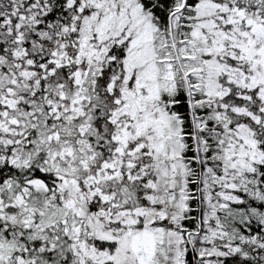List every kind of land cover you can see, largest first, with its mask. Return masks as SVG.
I'll list each match as a JSON object with an SVG mask.
<instances>
[{
	"label": "trees",
	"instance_id": "obj_1",
	"mask_svg": "<svg viewBox=\"0 0 264 264\" xmlns=\"http://www.w3.org/2000/svg\"><path fill=\"white\" fill-rule=\"evenodd\" d=\"M110 1L0 0V236L23 240L10 259L36 252L32 257L45 258L44 264H73L63 242L67 227L106 248L108 242L99 240V211L106 207L100 194L127 189L133 197L130 207L142 209L147 218L167 209L168 218L153 225L184 230L183 264H264V94L259 97L222 73L212 76L224 90L216 94L210 88V66L200 76L186 74L182 57L193 53L188 61L195 62L217 56L251 74L250 60H238L248 45L258 47L260 34L264 40V0L127 2L141 20L147 17L143 28L156 44L163 40L172 55L176 90L168 94L158 87L162 78L154 57L145 66L156 69L147 77L151 86L142 90L154 122L132 142L146 146L132 165L121 166L120 178H109L96 191L80 187L87 185L86 177L96 182L83 166L93 169L112 161L122 145L116 137L134 123L121 114L120 99L140 77L135 67L126 71L139 31L126 34L124 24L115 28L114 15L105 28L100 23ZM176 15L180 20L174 27ZM177 122L181 158L194 177L189 180V210L170 223L180 182L170 157ZM63 177L76 182L67 188ZM164 191L165 206L159 200ZM39 241L61 252L51 256L54 251L45 253ZM154 261L173 264V254L162 248Z\"/></svg>",
	"mask_w": 264,
	"mask_h": 264
},
{
	"label": "rangeland",
	"instance_id": "obj_2",
	"mask_svg": "<svg viewBox=\"0 0 264 264\" xmlns=\"http://www.w3.org/2000/svg\"><path fill=\"white\" fill-rule=\"evenodd\" d=\"M127 2H129V0H120L119 2L111 0L108 5L103 7L102 13L104 18H101L100 23L102 22L105 28V26L112 23V21H109V18L114 15L115 18L112 25L115 26V28L121 27L124 24L123 29L126 30V34L127 32L134 33L135 31H139L137 41L134 44V52L130 53L126 59V61H128L126 71L130 72L133 70V67H135L139 70L140 77L136 81L137 85L135 89L123 91L124 95L120 99V106H122L121 114L128 115V117L133 119L134 123L129 125L126 129H121L119 135L116 137V140L121 142L122 145L113 152L114 157L111 162L96 164L93 169L90 165L83 166L87 168L91 177L96 181L95 183L92 181L88 182L89 179L86 177L85 181H87V185L81 184L80 187L86 188L87 190H89L90 185L98 191L101 188V184H106L109 178H120L121 166L124 164L132 165L133 162H135L136 155L141 151V148L146 146L145 142H140L138 145L132 142L139 137L142 131L146 130L150 122H154V117L149 115V111L146 107L147 99H145V93H142V90L146 91L148 90L147 88L151 86L150 83L147 84L149 82L147 77L156 71L155 68H147L145 70V66L149 61L153 59V62L156 60L158 63V73L162 78L158 83V87L161 88V91L172 94L176 90V74L172 55L165 49L163 40H160L158 44H156L154 36L150 35L149 32L143 28L147 17L141 20V17L134 12V7L131 5L129 6ZM124 19L126 21L123 22ZM179 20V16L176 15L173 23L174 27L177 26ZM207 25L208 24L205 26ZM98 28L102 27L99 26ZM100 30L101 29H98V31ZM100 35L104 36L102 33ZM261 37H263V35L260 34V36L256 38V40L260 42L258 43V47L254 48L253 43L248 45L243 55L240 57V60H238L239 64L247 63L248 60H250L253 67V69H250L252 70L251 74L238 66L225 64L219 60L217 56L207 57V61H205V59L204 61L196 60L194 62L192 59L188 61V58L194 56L193 53L190 54L189 57L182 56L187 66L184 72H187L186 74L193 73L200 76L204 72V66L207 65L210 66L209 70L212 69V71L209 72V80L212 82L210 88H214V90H212L214 93L220 94L221 91H224L221 85L216 83L217 80L212 77L217 73H222L229 76V82H233L245 88L247 91L254 89L256 90V94L261 97V95L264 94V40L261 39ZM88 40L89 39L84 37L83 45H87L86 43H88ZM139 41L142 42L141 47L139 46ZM90 54H92V52L88 53V55ZM128 63L130 65V70ZM200 85L201 83L196 86L199 87ZM85 110L86 108L83 109V111ZM112 119L113 122H117L119 115L117 116V114H115V117ZM197 124H201L200 119L197 120ZM176 126V129L173 131L174 135H172L174 141L173 154H171L170 157L172 158L174 166L179 171L180 182L178 184L179 191H175L174 196L177 200L171 203L172 210L169 211L171 213L170 223L172 221L177 223L178 220L182 219V215L189 210L188 203L191 196L190 193H192L189 188V180L191 176L194 177L189 163L181 158L182 143L180 139L181 130L179 128V122L176 123ZM155 129H157V126ZM242 136L244 138L246 137L244 135ZM244 138L242 139L245 141ZM150 140H153V138L150 137L149 141ZM149 145L151 146L150 143L147 144V146ZM162 155L164 157L168 155L165 148L162 150ZM163 161H167L166 157ZM160 166L161 174L164 177L167 176L168 164L164 162V164H160ZM62 180L67 188L70 187L69 184L76 182L74 178L63 177ZM173 186L175 187V184ZM66 192H71V189H67ZM100 198L99 202L101 206L106 207H101L99 211V223L102 225L99 240L107 241L108 244L105 245L107 247L97 248L95 245H92L86 237L82 235L78 236L75 232L72 233L67 227L65 232H63L66 235L63 237V242L70 254H68L67 258H69V260L73 258V264H154L155 256L162 252V248H164L165 251L169 250L172 252L173 264H183V262H181L183 255L182 251L183 248L185 250V246L188 242H186L184 230L172 228L167 230L151 223L155 220L168 218L167 209L161 208L156 213L155 218H147L142 209L130 207L131 205L129 204H132L133 197L131 191L127 189L112 190L110 193L100 194ZM166 199L167 196L164 191L159 198L161 205H167ZM66 211L64 207H61V215L65 214ZM51 220L52 218H48L46 222L50 224ZM138 220L139 223L137 222ZM86 222H89L88 217L84 223L86 224ZM62 235L63 234H61V236ZM49 236L52 237V235ZM188 237L189 235L187 238ZM48 240L50 243L52 242L51 238H48ZM188 240L195 242L196 237L191 236V239L188 238ZM20 241L23 240L17 238L8 239L0 236V264H10V262H12L13 258L10 259V257L14 250L17 249L16 244ZM38 244H44L43 248L39 249L45 251V253L49 250H52V252L54 251L51 256L55 252H61L59 249L53 250L51 248L52 246L48 245V243L39 241ZM60 247L65 246L62 243ZM33 254L35 256L38 253L33 252L29 254V256L25 255L27 260L22 257L20 259L16 258V260L18 264H44L45 258L35 260L32 257ZM40 256H42V254Z\"/></svg>",
	"mask_w": 264,
	"mask_h": 264
},
{
	"label": "water",
	"instance_id": "obj_3",
	"mask_svg": "<svg viewBox=\"0 0 264 264\" xmlns=\"http://www.w3.org/2000/svg\"><path fill=\"white\" fill-rule=\"evenodd\" d=\"M187 236H188V234H187Z\"/></svg>",
	"mask_w": 264,
	"mask_h": 264
}]
</instances>
